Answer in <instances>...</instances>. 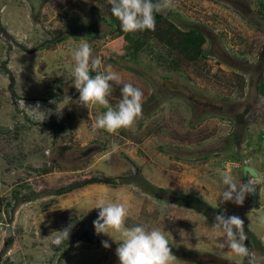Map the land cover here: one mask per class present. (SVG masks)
<instances>
[{
  "label": "rangeland",
  "instance_id": "1",
  "mask_svg": "<svg viewBox=\"0 0 264 264\" xmlns=\"http://www.w3.org/2000/svg\"><path fill=\"white\" fill-rule=\"evenodd\" d=\"M170 2L155 17L199 30L204 54L194 62L159 63V54L163 60L172 56L154 42L138 60L128 59L124 37L108 21L95 29L74 24L90 22L92 4L108 17V2L0 0V264H120L117 231L109 229L117 242L101 234L108 248L71 245L70 237L101 197L122 202L127 196L132 203L143 197L146 220L128 214L126 226L170 232L173 264H250L218 246L225 238L214 226L221 213L243 220L246 246L264 257V0ZM81 42L101 59V70L111 67L121 76L110 105L121 99L117 91L124 83L142 90V112L130 127L93 129L106 108L79 101L67 68L74 63L71 49ZM37 104L43 120L25 110ZM54 122L64 125L62 133ZM113 143L119 145L115 152ZM139 165L166 175L161 181L167 185L149 180L144 189L94 180L130 176ZM244 165L259 173L249 175L258 189L256 205L250 194L242 205L219 197L225 188L220 173L245 182ZM69 227V237L57 243L59 231Z\"/></svg>",
  "mask_w": 264,
  "mask_h": 264
},
{
  "label": "clouds",
  "instance_id": "2",
  "mask_svg": "<svg viewBox=\"0 0 264 264\" xmlns=\"http://www.w3.org/2000/svg\"><path fill=\"white\" fill-rule=\"evenodd\" d=\"M108 2L110 14L119 20L121 30L126 33L154 29L156 13L162 7L173 6L170 0H164L163 4L155 0H108ZM92 51L88 42H81L71 49L74 63L67 68L72 77V85L79 92V101L88 108L94 104L106 108V111L96 117L93 123L94 130L103 129L112 133L130 127L141 115L143 92L132 83H124L120 89L121 99L114 106L110 105L108 97L114 90L113 83H121V76L111 67L101 70V59L92 58ZM91 72L96 74L93 76ZM41 109L39 104L25 107L30 116L43 120L44 113ZM63 109L64 107L57 108V114H62ZM118 148L119 145L113 143L111 150L115 152ZM220 179L225 185L219 196L223 201L242 205L246 196L254 191L252 179L237 182L228 171L221 172ZM95 209H99L97 218L93 221L95 232L111 236L109 233L111 229L119 233L116 255L120 264H173L175 256L172 253L173 237L170 232L164 228H149L143 224L126 226L129 206L119 200H105L101 197ZM243 223L238 216L217 214L214 226L221 228L225 234V238L218 241V246L247 257L250 264H264V257L258 256L246 246ZM59 232L61 237L57 238V243L60 239L69 237L70 227ZM112 239L117 242L113 237ZM101 243L105 248L110 247L107 240H102ZM182 243L187 245L184 240Z\"/></svg>",
  "mask_w": 264,
  "mask_h": 264
},
{
  "label": "trees",
  "instance_id": "3",
  "mask_svg": "<svg viewBox=\"0 0 264 264\" xmlns=\"http://www.w3.org/2000/svg\"><path fill=\"white\" fill-rule=\"evenodd\" d=\"M91 1H101L108 2V0H91ZM108 17H103L100 15V11L97 5L92 4L90 6V14L91 20L88 24L84 22H74L75 25L80 26L82 28L95 29L100 20L108 21L110 25H112L114 30H117L120 35H122L125 39V47L130 53L127 58L128 59H136L139 58V53L144 51L147 47L151 45L152 42L158 44L171 55V59L163 60L162 56L159 54L156 56V60L161 62L162 64L169 63H191L198 60L204 54V48L202 44V38L199 36V30L196 27L184 28L180 27L174 21L163 18L160 16H156L155 27L154 29L144 30V31H135V32H123L120 27V22L117 18L110 14V4L108 2ZM170 61V62H168ZM4 73L9 77L11 83H14V78L12 75V71L7 66V61H4L2 64ZM120 89L117 92L120 93ZM260 91L264 95V80L260 85ZM13 95L15 94L14 88L12 89ZM52 127H54L58 133H62L64 131V125L62 123L54 122L52 123ZM96 182H104V183H112L117 184L118 178L103 176L102 178L96 177L94 178ZM148 183V181H147ZM151 184V183H150ZM147 186V185H146ZM153 185H150L152 187ZM75 187H72L69 190H72ZM145 189V187H143ZM16 196L18 197L19 191L15 190ZM104 241V240H103ZM119 243V242H118Z\"/></svg>",
  "mask_w": 264,
  "mask_h": 264
},
{
  "label": "water",
  "instance_id": "4",
  "mask_svg": "<svg viewBox=\"0 0 264 264\" xmlns=\"http://www.w3.org/2000/svg\"><path fill=\"white\" fill-rule=\"evenodd\" d=\"M249 175H251L252 177H258L259 173L255 169V167L251 165H244L243 176L245 182L249 180ZM118 181L121 183H136L138 185H141V187H145L147 184V180L144 178L143 174L139 170H137L130 176L118 177ZM257 196L258 189L254 187V191L250 193V199L252 204L254 205L257 204ZM98 211L99 209H93L73 227L70 237L71 245H74L78 242H102L103 236L101 234H97L93 226V221L97 218Z\"/></svg>",
  "mask_w": 264,
  "mask_h": 264
},
{
  "label": "crops",
  "instance_id": "5",
  "mask_svg": "<svg viewBox=\"0 0 264 264\" xmlns=\"http://www.w3.org/2000/svg\"><path fill=\"white\" fill-rule=\"evenodd\" d=\"M151 167H153V166H147V168L146 169H144V167H142V166H138L137 167V170H139L142 174H143V176H144V178L147 180V181H151V182H153L154 183V185L156 184V183H158V185L159 186H166L167 185V183H165V182H162L161 180L162 179H164V181H166V180H168V178L166 177V175H163L162 173L160 174L159 172H155V169H151ZM145 171H149L148 173H149V175H147V176H145L144 175V172ZM146 174V173H145ZM149 181V182H150ZM161 181V182H160ZM152 183V184H153ZM127 190H129V189H127ZM127 190L126 191H122V192H127ZM137 194V192H132V196L131 197H133L134 195H136ZM136 198H137V196H136ZM139 198V201L138 200H136V203H132V202H130V197H128L127 196V198L126 199H123V201L122 202H125V203H127L128 204V206H129V214H130V216H131V218L132 219H138V220H141V221H144V220H146V219H144V217L142 216V213H143V207H144V199H142L140 196L138 197ZM141 198V199H140ZM133 199H135V196L133 197ZM138 206H140V209H138L139 207ZM164 208V207H163ZM162 208V209H163ZM151 210H149L148 212H150ZM154 211V210H153ZM158 213H161L160 212V210L158 211ZM149 217V216H148Z\"/></svg>",
  "mask_w": 264,
  "mask_h": 264
}]
</instances>
